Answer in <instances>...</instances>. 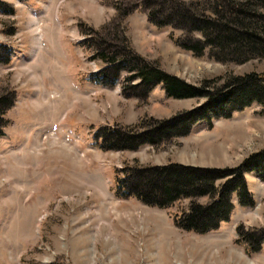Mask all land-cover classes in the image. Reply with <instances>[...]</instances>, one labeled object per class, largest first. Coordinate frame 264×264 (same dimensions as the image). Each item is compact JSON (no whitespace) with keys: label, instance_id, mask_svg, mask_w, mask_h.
<instances>
[{"label":"rangeland","instance_id":"rangeland-1","mask_svg":"<svg viewBox=\"0 0 264 264\" xmlns=\"http://www.w3.org/2000/svg\"><path fill=\"white\" fill-rule=\"evenodd\" d=\"M144 6L143 0H0V95L16 96L0 137V264H264L258 173L245 174L254 204L243 206L234 194L229 220L204 235L174 221L190 199L159 208L117 196L130 168L234 169L264 150L259 103L156 146L100 148L101 128L136 132L140 122L169 120L203 99L169 98L163 84L125 95L127 70L104 86L99 47H126L127 39L151 66L198 88L222 86L233 75L264 77V58L225 64L209 50L198 57L181 49L175 41L186 33L154 26ZM142 182L158 194L157 183Z\"/></svg>","mask_w":264,"mask_h":264},{"label":"trees","instance_id":"trees-1","mask_svg":"<svg viewBox=\"0 0 264 264\" xmlns=\"http://www.w3.org/2000/svg\"><path fill=\"white\" fill-rule=\"evenodd\" d=\"M143 5L149 22L154 26H172L185 32V37L177 38L176 44L198 57H203L209 50L213 59L225 64H244L255 58H264V0H143ZM129 14L118 15L124 18ZM193 34H199L201 38ZM101 38L97 36L96 41ZM125 43L126 47H111L110 51L97 48L98 58L106 64L98 75L99 83L112 87L118 82L121 72L127 70L130 76L123 87L125 95L132 96L138 86L147 87L149 92L153 86L163 84L169 98L195 97L202 98L203 102L169 120L140 122L138 127L143 131L101 128L95 136L101 140L99 146L102 150H136L144 144L156 146L190 134L199 122L205 121L212 126L216 118H230L235 112L255 103L264 106V77L257 73L233 75L224 80L222 86L198 88L151 66L136 54L127 39ZM114 49L116 51L112 52ZM136 79L139 84L133 85ZM14 95L8 98L0 95V137L5 135L4 130L9 123L5 116L16 101ZM253 172L264 178V150L249 156L234 169L177 164L130 168L118 181L117 196L135 198L144 205L159 208L190 199L189 210L174 221L184 231L204 235L218 230L223 222L229 220L234 208V194L243 206L254 204L245 178L246 173ZM143 180L157 183L158 194L145 188ZM219 180L223 182L217 185ZM203 197L210 201L206 204L197 202Z\"/></svg>","mask_w":264,"mask_h":264},{"label":"bare ground","instance_id":"bare-ground-1","mask_svg":"<svg viewBox=\"0 0 264 264\" xmlns=\"http://www.w3.org/2000/svg\"><path fill=\"white\" fill-rule=\"evenodd\" d=\"M33 19H34V18H33ZM31 21H32V20H31ZM32 22L35 23V19H34ZM32 22H30V25H32V27L30 26L31 28H33V24H32ZM37 25H38V24L36 23V26H35V25H34V26H35L36 31L38 32L39 29H38ZM40 40H41V35H40V37L37 38V41L35 42V44H36V45L39 44Z\"/></svg>","mask_w":264,"mask_h":264}]
</instances>
